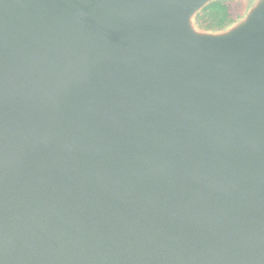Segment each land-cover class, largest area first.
Masks as SVG:
<instances>
[{"label": "water", "instance_id": "water-1", "mask_svg": "<svg viewBox=\"0 0 264 264\" xmlns=\"http://www.w3.org/2000/svg\"><path fill=\"white\" fill-rule=\"evenodd\" d=\"M0 0V264H264V0Z\"/></svg>", "mask_w": 264, "mask_h": 264}, {"label": "rangeland", "instance_id": "rangeland-1", "mask_svg": "<svg viewBox=\"0 0 264 264\" xmlns=\"http://www.w3.org/2000/svg\"><path fill=\"white\" fill-rule=\"evenodd\" d=\"M218 2L219 9L222 10L223 12H227L228 10L231 13V19L232 20H227L223 25L219 26L216 29H207L204 27L200 26L199 22V17L198 13L208 4ZM258 2L260 0H210L201 10H199L196 14L193 16V24L194 26L202 31H207V32H213V33H220L224 32L233 26H235L237 23L243 21L246 19L249 14L251 13L252 9L257 6Z\"/></svg>", "mask_w": 264, "mask_h": 264}, {"label": "trees", "instance_id": "trees-1", "mask_svg": "<svg viewBox=\"0 0 264 264\" xmlns=\"http://www.w3.org/2000/svg\"><path fill=\"white\" fill-rule=\"evenodd\" d=\"M219 3L214 2L205 6L199 13L200 26L207 29H216L223 25L227 20L231 19V13L229 10L222 13V10L218 7Z\"/></svg>", "mask_w": 264, "mask_h": 264}]
</instances>
